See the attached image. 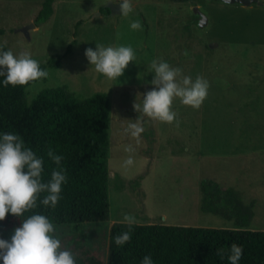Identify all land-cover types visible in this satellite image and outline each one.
Segmentation results:
<instances>
[{
	"label": "rangeland",
	"instance_id": "374dc122",
	"mask_svg": "<svg viewBox=\"0 0 264 264\" xmlns=\"http://www.w3.org/2000/svg\"><path fill=\"white\" fill-rule=\"evenodd\" d=\"M44 1L0 0V43L14 52L30 51L40 63L63 56L59 68H49L47 77L26 88L28 101L57 85L81 96L107 92L112 101L109 219L78 230L57 225L62 245L75 255L89 250L107 264L110 227L124 221L125 213L142 223L264 230V4L132 0L125 15L109 7L119 0H55L52 16L33 26ZM195 6L208 16L207 25H199ZM137 19L142 28L131 29ZM96 43L135 49V62L120 82L88 61L85 50ZM154 58L181 67L184 75L207 76L208 93L196 108L174 101L179 124L145 117L137 142L125 129L139 115L133 109L137 94L154 87L148 72ZM129 145L133 151H126ZM129 156L133 163L126 165ZM209 181L220 184L223 193L213 199L229 216L203 210L202 187ZM231 189L245 206L255 202L247 224L236 219ZM14 228L0 238L10 239Z\"/></svg>",
	"mask_w": 264,
	"mask_h": 264
},
{
	"label": "trees",
	"instance_id": "16d2710c",
	"mask_svg": "<svg viewBox=\"0 0 264 264\" xmlns=\"http://www.w3.org/2000/svg\"><path fill=\"white\" fill-rule=\"evenodd\" d=\"M54 1H44L35 19L36 26L52 16ZM70 50L69 46L66 53ZM62 58L60 55L52 57L40 63L41 67L59 68ZM34 82L16 86L0 84V131L19 133L27 146L44 157L45 181L56 168L48 151L62 155L61 165L66 170L67 182L55 207L45 206L38 199L37 207L27 210L21 218L6 214L0 220V235L19 226L21 219L33 212H43L56 225L72 226L75 230L84 224L108 220L110 215L108 160L112 101L109 94L99 91L81 96L67 85H57L44 88L28 101L26 88ZM203 185V210L229 216L225 212L227 208L213 199L223 193L220 184L209 181ZM232 190L227 193L236 202V219L247 224L254 215L255 202L245 206ZM44 195L46 193H41L40 198ZM124 231H130L131 239L116 244L115 236ZM233 242L243 245L240 264H264V230L154 222H137L129 228L125 221H116L110 227L107 264H140L145 255H151L155 264H231L227 256ZM82 252L75 255L77 264H101L89 250Z\"/></svg>",
	"mask_w": 264,
	"mask_h": 264
},
{
	"label": "clouds",
	"instance_id": "9594fccd",
	"mask_svg": "<svg viewBox=\"0 0 264 264\" xmlns=\"http://www.w3.org/2000/svg\"><path fill=\"white\" fill-rule=\"evenodd\" d=\"M231 3V0H224ZM120 11L127 15L132 11V0H119ZM142 22L137 19L130 23L131 29H141ZM85 55L95 70L110 80L119 81L130 61L135 62L136 52L131 44L96 43L95 49L88 47ZM154 86L144 93H138L133 109L139 114L129 119L125 132L137 139L145 131L148 123L145 117L166 123H177L174 101L198 107L208 93L209 79L205 75H184L183 69L173 66L163 58H154L150 64ZM48 76L40 61L27 50L14 52L0 43V84L4 86L28 85ZM120 82V81H119ZM138 97L140 99L138 100ZM126 151H133L129 145ZM56 164L50 178L43 179L44 157L27 146L23 137L13 131H0V220L6 214L22 217L24 213L37 207V200L45 206L55 207L61 198L67 173L61 165L62 155L51 149L47 154ZM126 165L133 163L129 156ZM41 193H46L40 198ZM129 228L137 223L131 213L124 214ZM118 245L131 239L130 231L115 236ZM243 245L233 242L227 259L231 264H240ZM0 264H77L75 253L62 245L61 234L54 221L43 212H33L21 219L10 239L0 238ZM140 264H155L151 255H145Z\"/></svg>",
	"mask_w": 264,
	"mask_h": 264
},
{
	"label": "water",
	"instance_id": "95a60500",
	"mask_svg": "<svg viewBox=\"0 0 264 264\" xmlns=\"http://www.w3.org/2000/svg\"><path fill=\"white\" fill-rule=\"evenodd\" d=\"M224 1V0H222ZM242 3L244 5H251L252 3H259V4H264V0H231V3ZM109 7L112 11V13L117 14V13H121L122 11H120V7H119V1H110L109 3ZM194 13L198 15L199 18V25L201 27L207 25L209 19L208 16L200 9L199 6H195L194 7ZM33 26H35V23L33 24ZM22 30L29 36V29L28 26L22 28ZM210 46H213V43L210 44Z\"/></svg>",
	"mask_w": 264,
	"mask_h": 264
},
{
	"label": "flooded vegetation",
	"instance_id": "af4514ba",
	"mask_svg": "<svg viewBox=\"0 0 264 264\" xmlns=\"http://www.w3.org/2000/svg\"><path fill=\"white\" fill-rule=\"evenodd\" d=\"M198 22H199V19H198Z\"/></svg>",
	"mask_w": 264,
	"mask_h": 264
}]
</instances>
